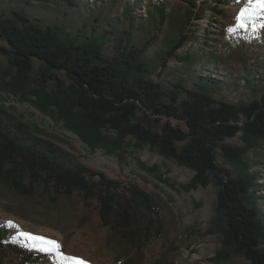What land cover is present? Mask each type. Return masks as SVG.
<instances>
[{
  "label": "trees",
  "instance_id": "16d2710c",
  "mask_svg": "<svg viewBox=\"0 0 264 264\" xmlns=\"http://www.w3.org/2000/svg\"><path fill=\"white\" fill-rule=\"evenodd\" d=\"M31 1L55 3L56 15L45 22L22 10L0 12V54L13 67L9 83L20 90L33 79L49 88L44 102L55 105L86 144L103 140L102 130H109L117 145L130 137L136 146L149 145L190 168L193 174L182 189L213 184L212 227L220 239L214 258L264 264V211L259 203L264 176L244 159L255 141L264 138V91L249 101L231 102L213 96L220 82L210 77L191 88L181 82L166 88L152 78L146 52L170 23L166 0H93L89 11L79 0ZM178 2L189 11L178 20L182 26L188 14L197 15L200 4ZM215 2L218 5L208 6L212 14L228 16L229 0ZM216 33L198 42L209 45L208 52L189 53L184 59L246 64L244 46L222 54L218 48L223 31ZM184 35L177 34L165 56H173L171 51L184 43ZM172 119L183 121L185 127ZM238 133L244 146L225 141ZM0 198L17 202L14 213L64 233L73 226L92 227L113 264H177L182 231L159 193L88 167L43 129L1 107ZM25 206L40 212L31 216ZM38 246L39 242L12 235L0 221V250L20 264H39L44 257L52 264H69Z\"/></svg>",
  "mask_w": 264,
  "mask_h": 264
},
{
  "label": "rangeland",
  "instance_id": "374dc122",
  "mask_svg": "<svg viewBox=\"0 0 264 264\" xmlns=\"http://www.w3.org/2000/svg\"><path fill=\"white\" fill-rule=\"evenodd\" d=\"M200 4L197 15L188 14L186 23L178 25L180 16L189 13L188 9L178 0H166L168 11L171 12L170 23L164 24L154 43L146 52V61L151 68V77L169 88L171 83L181 82L186 87H194V83L210 77L219 83L213 88V96L231 102H246L257 98L264 91V29L253 34L250 31L238 29L233 33L226 31L230 25H235V17L240 9L247 6V0H229L225 7L226 17L212 14L209 5L216 0H198ZM85 11L94 8L93 0H79ZM87 2L89 6L85 5ZM204 2L206 4H204ZM146 4L145 2L143 3ZM204 4V8H202ZM55 3L48 5L31 0H0V12L22 10L34 18L45 22L53 20L56 15ZM121 10L118 16H121ZM144 11V10H143ZM63 17V16H61ZM60 17V19H61ZM252 19L257 25L264 23V14ZM222 30L219 52L224 53L236 45H243L247 53V63L239 61H186L184 56L189 53L198 55L208 52L209 45L198 42L213 39ZM184 35V43L174 51L173 56H165L172 44L177 40V34ZM106 53H110L107 49ZM38 63L35 62V70ZM13 67L7 58L0 54V107L15 113L31 127L43 129L48 136L67 149L77 154L82 162L90 168L104 172L115 179H130L140 187L150 192L159 193L172 209L178 226L182 231V244L176 255L177 264H247L241 258L220 261L214 258L220 245L218 232L212 227L216 187L209 184L186 191L181 184L187 183L193 171L179 164L172 158L159 154L149 145L136 146L133 139L127 137L121 145L114 142V135L109 130H102L103 140L95 144H86L76 133L71 122L67 120L52 103H45L42 97L49 96V88H43L30 79L28 84L16 90L9 81ZM259 77H256V75ZM173 124L185 127L183 121L171 120ZM235 146H244L241 134L225 140ZM251 170H258L264 176V138L257 139L254 146L244 155ZM217 161L222 163L221 156ZM264 181V179H261ZM259 194L264 195V187L259 186ZM261 210L264 211V198L259 199ZM17 202L0 198V221L10 230L12 235L19 231L31 232L39 236L57 240L62 250L70 257H80L88 264H113L112 255L102 244L100 234L92 227L73 226L69 233L50 227L46 224L18 215L12 211L17 208ZM24 212L37 216L40 211L25 206ZM11 222V224L9 223ZM37 242V241H36ZM47 247V246H46ZM0 264H20L14 256L0 250ZM39 264H52L44 257ZM71 264V262H69Z\"/></svg>",
  "mask_w": 264,
  "mask_h": 264
},
{
  "label": "snow or ice",
  "instance_id": "6c2138e0",
  "mask_svg": "<svg viewBox=\"0 0 264 264\" xmlns=\"http://www.w3.org/2000/svg\"><path fill=\"white\" fill-rule=\"evenodd\" d=\"M261 14H264V0H247V6L241 8L235 17V25L228 26L226 31L228 33H233L238 29H242L255 34L261 29H264V23L257 25L252 17L260 16ZM9 223L11 224V222ZM17 234L39 242L37 250L45 252L54 251L56 255L67 259L71 262V264H88V262L84 261L83 258L70 257L64 253L62 250V245L57 240L45 236H39L26 231H19Z\"/></svg>",
  "mask_w": 264,
  "mask_h": 264
}]
</instances>
